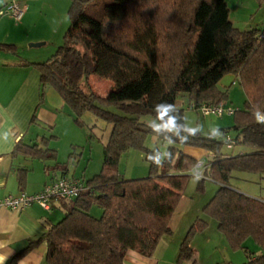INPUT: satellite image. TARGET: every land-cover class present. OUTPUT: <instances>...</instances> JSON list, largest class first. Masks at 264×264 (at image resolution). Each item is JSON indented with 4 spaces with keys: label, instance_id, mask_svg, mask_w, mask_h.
I'll use <instances>...</instances> for the list:
<instances>
[{
    "label": "trees",
    "instance_id": "16d2710c",
    "mask_svg": "<svg viewBox=\"0 0 264 264\" xmlns=\"http://www.w3.org/2000/svg\"><path fill=\"white\" fill-rule=\"evenodd\" d=\"M141 1L145 0H69L61 43L48 58L30 63L39 72L40 96L45 87H52L76 122L83 123V115L90 113L111 128L102 145L100 170L86 179L74 177L85 189L70 198L59 221L11 257V264L40 242L46 245L48 264H125L128 250L150 256L158 241L171 234L188 173L199 159L186 148L210 153L201 157L205 163L196 183L197 192L205 191L206 181L215 184L202 214L216 222L232 249L248 255L243 264H264V198L244 193L233 183L240 173L264 179V124L254 115L257 110L264 113V31L236 28L226 0H168L170 12L164 25L159 23L164 33L152 14L130 32H122L121 23L132 20L130 5ZM225 74L242 86L243 107L234 109L230 126L191 134L178 98L185 96L188 105L195 106L221 101L230 105L226 89L219 87ZM90 75L113 85L100 95ZM164 102L175 107L161 119L156 105ZM169 117L176 119L173 131L163 127ZM93 125L88 127L89 138L94 136ZM149 135L165 146L162 155L156 145L146 144ZM236 144L247 150L233 153ZM14 149L55 157L54 149L36 143L18 142ZM128 149L142 152L149 166L146 176L118 174V159ZM149 154L163 158V164H153ZM93 205L101 215L92 213ZM205 227L206 220L196 216L180 241L177 262L191 259L192 236ZM248 239L258 251L248 249Z\"/></svg>",
    "mask_w": 264,
    "mask_h": 264
},
{
    "label": "crops",
    "instance_id": "0c3cea01",
    "mask_svg": "<svg viewBox=\"0 0 264 264\" xmlns=\"http://www.w3.org/2000/svg\"><path fill=\"white\" fill-rule=\"evenodd\" d=\"M12 1L25 6L18 20L4 13L7 4ZM68 4L69 0H0V134H8L6 141L0 140V198L20 192L35 193L46 183L60 176L86 179L94 174L82 171L77 175V164L75 168L70 169V163L73 161L71 154L66 159L59 156L56 147L57 128L64 121L62 117H65L63 115L66 107L52 87H45L40 96L39 72L30 64L48 58L61 43L69 22ZM2 43L11 44V47H5ZM231 81L233 83L234 79ZM223 86L219 85L220 88H225ZM178 103L180 104V101ZM93 120L91 124H95L94 117ZM110 128L109 124L101 121L98 131L105 133L103 143L109 135ZM18 142L26 145L36 143L42 147L52 148L55 150V157L32 156L16 150L14 146ZM185 151L196 158L210 154L198 148H186ZM70 204L71 199H64L50 201L49 209L36 202L23 210L0 208V256L7 257L4 264H11V257L23 249L28 241L35 240L51 224L59 221ZM202 205L203 203L194 207V212L192 208L189 210L187 208V211L179 214V218H175L174 214L170 224L171 234L163 236L158 241L150 256L128 250L124 263L246 262L248 255L243 250L232 249L217 228L216 222L207 216L204 218L206 227L192 236L191 259L185 263L177 262L180 241L195 217L201 215ZM247 247L252 252L258 251V247L251 242H247ZM45 254L46 245L40 242L21 254L16 261L17 264H48Z\"/></svg>",
    "mask_w": 264,
    "mask_h": 264
},
{
    "label": "rangeland",
    "instance_id": "374dc122",
    "mask_svg": "<svg viewBox=\"0 0 264 264\" xmlns=\"http://www.w3.org/2000/svg\"><path fill=\"white\" fill-rule=\"evenodd\" d=\"M229 18L233 25L240 29L255 28L264 29V4H258L257 0H226ZM172 3L168 0H145L141 2H135L130 5L129 12L132 20H126L121 23V31L124 33L130 32L132 28L140 21L147 19L151 14L154 15V20L157 22V26L160 32L164 33L162 26L159 23H165V16L169 14ZM260 7V8H259ZM158 20H160L158 22ZM233 77L231 74H225L219 81V85L225 87L227 93V102L234 107V109L242 108L244 105L245 95L242 86L235 80L233 83ZM89 82L93 89L100 95L105 93L112 87L113 83L109 79L100 78L96 75L89 76ZM180 107L183 110L184 123L188 128H197L202 133H208L214 131L219 127L230 126L233 122V115L223 114L221 116L215 115H202L194 109L188 108V100L185 96L179 97ZM65 117L62 125L57 128L56 147L59 152V156L62 159L68 158L71 154L72 163H70V169L75 168L78 165L76 174L80 175L82 171L86 173H96L100 170L102 165V145L105 138V133L98 131L101 120H95V125L91 124L93 115L85 113L83 115V123L76 122L70 115L67 109H65ZM64 114V113H63ZM151 122L155 121L148 118ZM65 122V123H64ZM93 125L92 138L87 137L89 129L88 127ZM147 145H156L162 153L165 150V146L155 135H149L146 140ZM246 147L241 145H234L232 148L233 153L238 151H245ZM82 159V160H81ZM118 174L124 178H136L146 176L148 173V164L143 158V154L139 149H128L123 152L118 159ZM190 177L184 190V197L181 200L180 206L177 209L174 216L179 218V214L184 212L188 208H192V212L197 205L205 203L213 193L214 183L206 181L205 191L197 192L196 183L197 180L193 177V171L190 170ZM239 177L234 180V184L241 188V191L253 196H259L264 198V179H257L256 176L246 173H240ZM195 207V208H194ZM92 213L95 215H101V211L96 207H91ZM187 211V210H186ZM181 213V214H182ZM201 218H207L201 213ZM175 219L173 226L175 225ZM247 242H252L248 239Z\"/></svg>",
    "mask_w": 264,
    "mask_h": 264
},
{
    "label": "built area",
    "instance_id": "2783aa9c",
    "mask_svg": "<svg viewBox=\"0 0 264 264\" xmlns=\"http://www.w3.org/2000/svg\"><path fill=\"white\" fill-rule=\"evenodd\" d=\"M24 10V5L12 1L5 7L4 13L18 20L22 16ZM191 107H196L197 110L203 115L221 116L222 114L231 115L234 112V108L230 105H226L224 101H221L217 104L200 103L196 106L194 103H190L188 108ZM226 140L228 141L227 146L230 147L232 145L231 138L227 136ZM204 163L205 162L202 158L197 159L193 168V175L195 177L201 176ZM83 189H85V186L80 178L60 176L46 183L41 190L35 193L26 194L20 192L18 194H7L3 196L0 198V208L23 210L31 203L36 202L43 208L49 209L50 201H60L73 198L77 196ZM221 264L234 263L223 262Z\"/></svg>",
    "mask_w": 264,
    "mask_h": 264
},
{
    "label": "clouds",
    "instance_id": "9594fccd",
    "mask_svg": "<svg viewBox=\"0 0 264 264\" xmlns=\"http://www.w3.org/2000/svg\"><path fill=\"white\" fill-rule=\"evenodd\" d=\"M175 106L172 104H167L166 102H164L163 104H158L156 105V111L159 115V117L161 119H163L165 116L168 115L169 110H171L172 108H174ZM255 118L257 120L258 123L264 124V113H261L260 111H256L254 113ZM154 130H159V125H155L153 126ZM163 127L169 131H173L176 128V119L173 117H169L166 121V123L163 125ZM197 131V128H190L189 132L191 134H194ZM221 134L217 133V137L219 138ZM8 139V134L7 133H3L0 134V140H4L6 141ZM148 160L151 161L153 164L157 165V166H161L163 164V158H161L158 155H152L149 154L148 155ZM202 177L201 176H196L194 177L195 180H200ZM7 259V257L4 256H0V264H4V261Z\"/></svg>",
    "mask_w": 264,
    "mask_h": 264
}]
</instances>
